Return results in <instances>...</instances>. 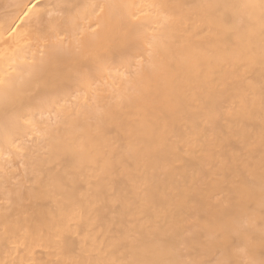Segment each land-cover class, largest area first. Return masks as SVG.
<instances>
[{
	"label": "snow or ice",
	"instance_id": "1",
	"mask_svg": "<svg viewBox=\"0 0 264 264\" xmlns=\"http://www.w3.org/2000/svg\"><path fill=\"white\" fill-rule=\"evenodd\" d=\"M38 5H24L36 27L20 38L50 45L52 60L72 53L84 104L57 113L68 129L58 149L62 170L41 168L29 178L28 202L51 216L33 221L25 214V222L35 224L24 230L27 258L0 264H264V0L63 3L67 15L46 25ZM102 19H118L124 37L144 50L134 71L132 58L117 64L93 54L104 46L97 35ZM5 56L11 58L0 50V59ZM104 74L101 87L97 77ZM133 80L137 115L126 120L123 96L112 105L117 88H131ZM11 90V81L0 79V155L7 152L6 160L27 155L21 136L49 135L22 112L34 99L44 106L45 96L13 97ZM102 101L108 107L101 108ZM10 167L0 166L6 242L19 221H13L19 203L13 188L23 198ZM109 213L107 251L89 252L92 231ZM74 237L79 252L66 247ZM20 247L12 243L17 256ZM45 253L47 260L38 258Z\"/></svg>",
	"mask_w": 264,
	"mask_h": 264
},
{
	"label": "bare ground",
	"instance_id": "2",
	"mask_svg": "<svg viewBox=\"0 0 264 264\" xmlns=\"http://www.w3.org/2000/svg\"><path fill=\"white\" fill-rule=\"evenodd\" d=\"M37 0H0V50H7L9 56L0 59V79L11 81L13 97L28 98V93H35L36 97L45 96L46 103L40 106L36 100L32 101V105H26L22 112L35 119L38 122L41 130L47 129L49 135L47 138L41 137H20V142L28 148L26 156L21 158L20 155H15L11 160H6L7 152L0 155V166L11 165L8 174L18 178L19 188L23 191V198L20 199L16 195L15 189L12 190V200L19 203L13 210V221L19 217L18 223H14L10 227L11 242H6L4 238V225L0 222V261L10 260L12 258L23 259L27 258L28 250L23 246L25 241V229L35 227L34 223L25 222V214L29 215L33 221L44 220L51 216V212L44 206L37 207L35 202H28L29 193V178L33 177L34 171L44 169L48 172L50 169L53 172L61 171L63 164L58 162V149L63 139V134L68 131L64 123L58 120L57 113L62 111H71L84 104L82 90L75 83L76 70L79 67L71 52H60L56 54V59L52 60L53 53L50 52V45L37 44L32 38V42L28 39H23L26 33H29L36 27L35 17L24 15V5L36 3ZM103 2V0H39V5L44 7L40 11L42 22L46 25L49 21H58L62 16L67 15L66 9L59 7L63 3L72 4H91ZM139 2V0H137ZM184 3H199L200 0H180ZM38 5V6H39ZM195 10H193L194 12ZM23 21V22H22ZM91 23L95 26V20ZM17 25L19 27H17ZM9 26L12 27V33L9 32ZM87 27V25H84ZM13 33H19L17 39H13ZM91 36L92 33H87ZM97 35L101 38L103 47H94L93 54H107L108 61H115L119 64L121 57H129L131 60L130 71H134L136 64L135 60L140 58L142 47L138 46L134 41L125 38L120 29L118 19H102L101 26L98 29ZM112 36L114 39L111 42L105 40V37ZM11 45V48H9ZM12 49H15V54L12 55ZM106 49H110L107 51ZM146 58V57H145ZM43 62V63H42ZM88 69H94V65L89 64ZM87 70V69H85ZM123 71V69H121ZM115 75V73H114ZM258 78V77H257ZM107 79V74L97 77L98 84L103 87ZM118 81L122 77L117 76ZM39 81L40 87L37 89L36 83ZM111 85L112 81L107 80ZM137 90V81H131V88L125 83L123 88H117V95L114 97L113 108L116 107V102L120 101L123 96V103L126 105V110L122 115L127 120L137 115L135 104V93ZM46 94V95H45ZM130 100L132 101L130 103ZM34 105V106H33ZM101 108L108 107L103 101ZM89 110L94 114L97 112L96 106L89 104ZM3 110L0 109V144L3 143ZM35 141V142H34ZM23 155V154H21ZM256 178L254 181V193L256 198L260 194V181L258 164L255 165ZM5 184L0 180V200L5 197ZM6 207L5 204H0V208ZM111 219V213L101 218L99 225L92 231L89 238V252L98 251L103 247L107 251L108 243L112 236L107 232V222ZM19 242V255H16V250L12 248V243ZM29 244L31 240L29 239ZM47 242V241H46ZM80 240L73 238L67 244L68 250L79 252ZM47 260L48 254L43 257H38ZM84 258H88L85 255ZM260 258L259 250H257V259Z\"/></svg>",
	"mask_w": 264,
	"mask_h": 264
}]
</instances>
